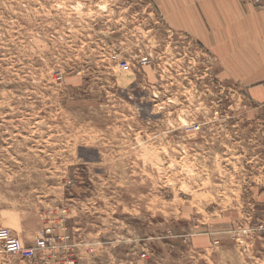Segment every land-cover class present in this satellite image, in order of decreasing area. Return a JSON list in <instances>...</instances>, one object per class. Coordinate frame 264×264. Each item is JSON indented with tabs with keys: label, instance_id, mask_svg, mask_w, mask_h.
Here are the masks:
<instances>
[{
	"label": "rangeland",
	"instance_id": "obj_1",
	"mask_svg": "<svg viewBox=\"0 0 264 264\" xmlns=\"http://www.w3.org/2000/svg\"><path fill=\"white\" fill-rule=\"evenodd\" d=\"M175 1L0 0V228L65 210L77 264H264V118Z\"/></svg>",
	"mask_w": 264,
	"mask_h": 264
},
{
	"label": "crops",
	"instance_id": "obj_2",
	"mask_svg": "<svg viewBox=\"0 0 264 264\" xmlns=\"http://www.w3.org/2000/svg\"><path fill=\"white\" fill-rule=\"evenodd\" d=\"M168 5H174L182 27L196 31L216 53L224 76L245 87L264 118V9L243 0H176Z\"/></svg>",
	"mask_w": 264,
	"mask_h": 264
},
{
	"label": "built area",
	"instance_id": "obj_3",
	"mask_svg": "<svg viewBox=\"0 0 264 264\" xmlns=\"http://www.w3.org/2000/svg\"><path fill=\"white\" fill-rule=\"evenodd\" d=\"M264 9V0H243ZM200 128V125H196ZM45 226L31 243H25L20 237L8 228H0V243L4 250L11 255L19 256L25 260H34L45 257L51 264H77L73 249V234L68 225L65 210L49 211L45 215Z\"/></svg>",
	"mask_w": 264,
	"mask_h": 264
}]
</instances>
